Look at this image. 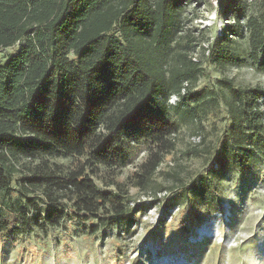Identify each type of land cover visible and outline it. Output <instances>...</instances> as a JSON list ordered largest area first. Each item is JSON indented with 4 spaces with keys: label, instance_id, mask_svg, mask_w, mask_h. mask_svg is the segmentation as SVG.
Segmentation results:
<instances>
[{
    "label": "trees",
    "instance_id": "trees-1",
    "mask_svg": "<svg viewBox=\"0 0 264 264\" xmlns=\"http://www.w3.org/2000/svg\"><path fill=\"white\" fill-rule=\"evenodd\" d=\"M190 1L0 0V50L18 45L0 62V235L47 233L67 220L88 223V234L129 228L131 186L175 192L211 212L222 173L264 160L263 87L224 79L229 96L193 89L205 69L192 53L205 48L185 28ZM231 2L232 21L208 51L241 63L235 36L244 28L247 55L264 73V10L242 22L241 1ZM222 101L230 124L213 142L204 121ZM182 125L200 141L163 169ZM141 143L145 157L120 180L128 146ZM188 157H204L208 169L191 172Z\"/></svg>",
    "mask_w": 264,
    "mask_h": 264
},
{
    "label": "rangeland",
    "instance_id": "rangeland-1",
    "mask_svg": "<svg viewBox=\"0 0 264 264\" xmlns=\"http://www.w3.org/2000/svg\"><path fill=\"white\" fill-rule=\"evenodd\" d=\"M240 1L242 22L247 16L260 15L264 10V0ZM183 8L185 28L202 40L205 48L203 53L197 45L192 53L193 60H201L205 69L193 89L212 87L229 96L222 83L224 79H232L235 87L264 89V73L256 69L247 55L248 37L244 28L235 36L241 63L221 64L214 61L208 51V45H212L215 37L232 21V8H237L234 3L231 0H191ZM17 47L16 44L2 48L0 62ZM229 124L222 101L204 121L208 140L216 141ZM180 131L177 149L166 155L161 165L163 169L173 167L175 157L189 143L200 141L190 125H182ZM128 147V164L117 170V178L122 181L137 168L147 151L143 143ZM181 161L193 173L208 169L204 157ZM157 179L165 183L164 177ZM215 185L220 207L211 212L205 204L191 203L192 199L180 200L175 192L165 190V196L157 190L154 196L149 190L142 192L131 186L128 190L133 197L130 206H135V210L134 222L129 228L113 226L88 234V223L67 220L47 233L0 235V264H264V160L255 163L247 173L235 169L225 171ZM171 196L178 199L179 208L171 217L164 218V224H159L162 216L157 215Z\"/></svg>",
    "mask_w": 264,
    "mask_h": 264
},
{
    "label": "built area",
    "instance_id": "built-area-1",
    "mask_svg": "<svg viewBox=\"0 0 264 264\" xmlns=\"http://www.w3.org/2000/svg\"><path fill=\"white\" fill-rule=\"evenodd\" d=\"M176 99H177V96L175 94H173V95H171V97L168 100H169L170 103L171 102L174 103V102H176ZM158 192L159 193H163L162 195H165L166 194L165 190L158 191ZM167 206H169V207H167ZM178 208H179V204H174L173 206L166 205V206H164L163 210L161 209L159 215H157V216L159 217L161 215L162 216L161 218H165L168 215L169 217H171L172 216V213L174 212V210L175 209L178 210Z\"/></svg>",
    "mask_w": 264,
    "mask_h": 264
}]
</instances>
